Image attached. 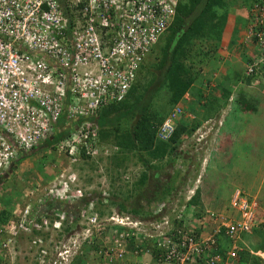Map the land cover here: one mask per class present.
Returning <instances> with one entry per match:
<instances>
[{
  "label": "built area",
  "instance_id": "built-area-1",
  "mask_svg": "<svg viewBox=\"0 0 264 264\" xmlns=\"http://www.w3.org/2000/svg\"><path fill=\"white\" fill-rule=\"evenodd\" d=\"M63 1L70 13L60 0H0V176L63 124L70 130L54 143L58 155L74 159L82 151L97 157L103 148L95 121L99 108L124 96L174 6V0ZM252 12L257 24L247 27L246 36L253 37L258 55L244 64L246 76L264 61V3ZM180 113L179 105L169 111L157 138L170 136ZM70 175L62 169L40 195L37 182L22 191L23 202H14L12 218L0 224V249L13 248L21 234L38 264H70L83 243L102 233L98 264H235L236 240L256 221V202L240 190L229 199L236 217L206 209L196 218V230L190 222L188 231L174 227L170 218L178 219L184 206L170 214L163 202L145 222L117 211L99 217L97 196L71 185ZM45 199L57 207L40 212ZM72 217L75 231L59 234ZM145 240L159 250L157 257Z\"/></svg>",
  "mask_w": 264,
  "mask_h": 264
},
{
  "label": "trees",
  "instance_id": "trees-1",
  "mask_svg": "<svg viewBox=\"0 0 264 264\" xmlns=\"http://www.w3.org/2000/svg\"><path fill=\"white\" fill-rule=\"evenodd\" d=\"M226 1L227 0H174L173 15L164 30L165 42L163 47L160 48V55L154 56V59L144 67V72H147L149 75L152 73V71H149V68H156L157 74L153 78L150 76V79H161L157 81L156 84L158 95L156 93L152 95V91H150L151 89L148 87L142 88L140 84V77L143 76L142 74L138 75V77L131 82L124 96L120 100L110 101L103 107L99 108L95 119L98 127V140L103 148H105V145L108 146L110 153L107 155V158L111 160L114 167H119L121 165V161L116 162L117 156H119L120 159L125 160L128 153L137 156V159L141 164L149 169H159L162 165V159L164 156L170 153L174 156L178 155L176 149L180 144V136L182 134H190L197 125H186L178 120L170 136L165 140L157 138L156 132L158 126L166 117L169 109L182 98L183 94L194 81L199 72L195 68L196 63L198 64L204 57H208L209 53L214 52L218 45L226 13ZM261 3H264V0H244V4L250 11L248 26L250 25L252 27L257 24L254 18V13L252 12V7ZM65 4V2H63V4L61 3L65 10L69 12V7L65 6ZM79 5L80 3L77 4V6ZM249 39L255 47L252 48L253 52L251 56L247 58L245 63L251 61L253 56L256 57L258 55L257 46L254 44L253 37H249ZM154 60H156V63H152ZM263 72L264 61L259 62L256 66L254 65L251 75L246 76L243 73V76L253 77ZM160 91H162L161 94L159 93ZM156 95L158 98H156ZM250 105L251 109L253 106L251 103ZM239 106L243 107L241 104H239ZM61 135L62 133L56 132L51 138L46 139L43 144L47 148H51ZM228 146L229 143L224 144L226 150L228 149ZM35 148L37 147H34V149ZM106 149L107 148H105V150ZM102 150L103 149L99 150V154H102ZM79 154L80 155L77 157L79 159L78 161L89 162L90 156L85 155L82 151ZM95 158L97 159L91 158V160H101L99 159L100 157ZM19 160H17L14 165H17ZM79 166H81V164H79ZM109 178L114 184L115 181H113V177ZM146 179V171L142 170L136 179L133 189L142 185ZM119 188V186L117 187V185H115V187L112 189L110 188V190L105 193L104 203L107 206H116L117 212L120 214L126 211L133 217L136 215L144 216L150 213V210L143 209L142 204H131L129 208H126L121 201L117 202L116 196L122 193ZM133 189L130 191L124 190L125 193L122 195L124 198L123 200L130 198L133 194ZM169 190H171L169 185L163 186L157 193L159 196H153L146 199L147 205H149L148 203L155 198L154 202L159 203L160 200H163L165 196L169 195ZM207 193L208 191L205 183L203 184L201 180L200 184H196L190 198L187 199L184 204V208L179 214V218L173 220L170 218L172 225L174 227L184 228L185 231H188L187 226L189 225L186 223L191 222V220L187 219L182 214L189 210L188 206L191 203L196 204L199 202L200 195ZM97 201L100 200L97 199ZM111 211H101L100 214L110 215ZM10 214L11 213L6 209L0 211V224L8 221L12 216ZM195 214V210H191V217ZM189 224L191 230H196L195 224ZM252 229L253 227L250 231ZM244 234L246 233H241L236 240L238 247L240 238L242 239V235ZM95 238L93 239V244L90 243L88 245L89 248H93L90 257L92 256L95 257V260H100V255L96 251L100 250L103 242H100ZM27 239V236H25V239H23V236L18 239L16 245L23 241L20 248L21 254L18 259H20V257L25 259L26 264H38L37 257L34 258V256L27 255ZM134 243H136V239L129 241L128 245L133 246ZM144 243L146 244V248L150 252L152 258L159 255V250L154 247L152 242L145 240ZM4 255L6 256V253H4ZM237 256L235 264H244L245 260L242 261L243 255L239 253V251ZM252 262L254 264H264V258L258 257L257 255V257H252L251 264ZM3 263L5 264L2 259V251H0V264ZM93 263L90 261L89 257H87V254H78L72 262V264ZM246 264H250V261Z\"/></svg>",
  "mask_w": 264,
  "mask_h": 264
},
{
  "label": "crops",
  "instance_id": "crops-1",
  "mask_svg": "<svg viewBox=\"0 0 264 264\" xmlns=\"http://www.w3.org/2000/svg\"><path fill=\"white\" fill-rule=\"evenodd\" d=\"M226 5V13L218 45L214 52H210L208 57L203 58L205 61V72L202 70L197 71L198 74L185 92L187 97L183 100L184 114L179 118L180 122L186 125L199 124V130L201 131L204 128L203 124L209 123L212 127L210 135L211 137L214 136L204 146L205 148L202 152L195 153V151L188 150L185 155H182L183 157L185 156L186 160H192L191 163H195L200 156L202 157V163L198 164L201 166V171L199 170L198 173L202 176H199L201 179L196 181L197 184H200L201 180L204 184L202 178L206 171L212 173V176L205 181L208 193L200 195L199 202L196 204H190L196 210V214L193 217H186L191 220L190 223L192 224L197 223L196 218L200 217V212L203 209L236 217L234 210L229 207V199L232 193L235 190H240L249 200L255 197L260 198L259 190L263 185L261 182L264 180V167H262L259 170L260 175L255 182L238 183L236 185V179L232 175L233 178L228 181L227 190L224 191L221 187L222 182L226 181L224 177H230L227 175L229 174L228 171L233 167L231 160L246 158L255 149L260 147V151L261 147L264 148V141L263 144L261 143L262 139L256 141V138H252V134H256V132L245 129V127L253 128L259 125L258 120H256L258 112H262L264 115V110H261L264 108V72L253 77L243 76L244 63L251 56L252 48L255 47L246 36L250 11L244 4V0H233V2L227 0ZM197 79L200 81L196 82ZM250 103L253 106L251 109ZM239 104L243 105L244 108L240 107ZM248 115H252V117L248 119ZM234 118L238 119L239 122L238 120L235 122ZM240 119L244 121L241 126ZM262 121L264 120L259 119V122L264 126ZM209 128L210 126L205 127V129ZM69 129L67 128L66 130L68 131ZM244 138H247L246 142L249 146L247 148L238 147L236 145L237 142ZM186 141L188 145L190 138L186 139ZM186 141L184 140V142ZM184 142L182 148L186 147ZM226 143H229L227 150L224 148ZM196 145H199V143H196ZM45 148L46 146L41 142L37 148L23 155V159L33 157V153L39 149L45 150ZM198 149L202 148L199 147ZM259 151L256 153L258 159L260 158ZM224 162L227 163L223 165ZM229 164L231 165L229 166ZM188 168L192 170L194 167ZM6 172H10V170ZM47 174L48 179H52L56 175H52V172ZM2 183H6L5 178L3 180L0 179V185ZM233 184L234 186L229 188V185ZM195 186L193 185L192 188ZM170 188L174 189L176 186L172 184ZM2 198L3 196L0 195L2 207L10 210L13 202L4 203ZM43 201V204L40 203L38 205L40 212L46 213L51 205L57 207L56 203L50 199ZM148 217H150V214ZM204 231L208 232L209 226ZM251 231L242 235V239L240 238L238 244L240 247L239 253L243 255L242 261L245 260L244 264L251 262L252 257H257V255L264 258V218L257 221ZM221 241L223 243L222 239ZM142 257L148 259L147 255L142 254Z\"/></svg>",
  "mask_w": 264,
  "mask_h": 264
},
{
  "label": "rangeland",
  "instance_id": "rangeland-1",
  "mask_svg": "<svg viewBox=\"0 0 264 264\" xmlns=\"http://www.w3.org/2000/svg\"><path fill=\"white\" fill-rule=\"evenodd\" d=\"M231 1L233 2V0ZM63 2L65 1L62 0L61 3L63 4ZM164 42H165V36H160L157 43L154 45L153 52L150 55H147L148 58V60L146 59L147 63L151 62L154 59L153 58L154 56L160 55V48L163 47ZM155 61L156 60H154L152 63H156ZM147 63L143 67H145ZM204 63H205L204 59L202 61H199L198 64L196 63L195 68L196 69L198 68L197 69L198 71L202 70L203 72H205ZM143 67L140 69L138 73V75L143 74V76L140 77L141 79L140 84L142 88L148 87L151 89L150 91H152V95L155 93L158 95V92L156 90V84L157 81L161 79L159 80L150 79V76L151 78H153L157 74L156 68L150 67L149 71H152V73L151 75H149L147 72H144L145 69ZM199 81L200 80L198 79L196 80V82ZM159 93L161 94L162 91H160ZM157 95L156 98H158ZM261 110H264V108H262ZM248 116H249L248 119L252 117V115H248ZM259 119L264 120V115L262 114V112H258L256 115V120H258L259 125L253 128L245 127V129H248L249 131L251 130L255 131L256 134L255 133L252 134V138H256V141L262 139L261 143L263 144L264 126L261 124V122H259ZM233 120L236 122L238 119L234 118ZM243 122L244 121L240 119V126L243 125ZM262 122L264 124V121ZM60 127L61 129L69 128L67 124H63ZM208 130L209 129H204L203 132L202 131L199 132L198 139H201L199 142L193 143L190 140L188 141V145H187V141H186L184 142L186 145L185 148H182L183 146L179 145L178 149H176L178 155L174 156L172 153H170L164 156V158L162 159V165L159 167V169L146 168L137 159V156L130 153H128V156L125 160H122L119 158V156H117L116 162L121 161V165L119 167L117 166L114 167L111 160L107 158V155L110 153V150L106 145H105V148H107L106 152H102L101 157L99 156L100 157L99 159L101 160L97 161L96 164L93 163L95 161L91 160V158H90L91 161L89 160V162L88 161L82 162L81 160L78 161L79 159L77 157H75L74 159L73 158L70 159L66 155H57L54 146L51 148H45V150L39 149L37 152L33 153V157H26L24 159L21 158L20 161L18 162L17 167L13 166L10 169V172H5V174L0 176V179L2 180L3 178L6 179V183L5 184L2 183L0 185V195L3 196L2 200L4 201V203L5 202L8 203L11 201L13 203L14 202L21 203L24 200L21 196L22 191H24V189L28 187V185L31 186L34 184V182H37L38 190L35 193H39L37 195H40V193L44 191V189L41 187L42 186L46 187L50 182L49 179L47 178L48 176L47 173L52 172V175H55L61 169L65 168L69 171V173H71L70 179L72 183H76L78 181V185L81 186L83 189H90V190L95 189L98 192L100 191L98 195H96L97 192L95 191L92 192L95 196H98L97 198H99L100 201H102V196L106 195L105 193H107V191L110 190V188L112 189L113 187H115V185H117V187L119 186L120 187L119 189L122 193L116 196V199L117 202L121 201L126 208H129L131 204H138V205L142 204L143 209H147V210L149 209L151 210L152 208L154 209V206L157 204L156 202H154L156 198L151 202H149L148 203L149 205H147L146 199L153 196H159V194L157 193L163 186H167V185L171 186L173 184L176 186V188L174 189L172 188L171 190H169L170 191L169 195L165 196L163 200H160L161 203L162 202L164 203V207L166 206L165 207L166 211L172 214L171 213L172 209H174V211H177V209L183 208L186 198L190 195V191L192 190L193 185H196L197 184L196 181L198 179H201V177L199 178L201 174L198 173L201 166L198 164L202 163L203 161V159H201L202 157L200 156L195 161L196 163L195 164L194 162L191 163L192 160L191 161L186 160V158H184L185 156L183 157L182 155H185V153L188 150L195 151V153L202 152L205 148L204 146L207 145L208 142H210L211 138L213 139L214 137V136L211 137L210 135V132L212 130L210 131ZM246 139L247 138L240 140L239 142H237L236 145L238 147L247 148L249 144L246 142ZM196 143H199V145H196ZM195 147L198 148L200 147L202 149H198ZM259 148L255 149L252 153L248 154L246 158L244 157L243 159H239V160L235 158V160L230 161L231 163L233 162V167L231 169L233 170V172H231V170L228 171L229 174L227 176L230 177L228 178L224 177L226 181L222 182V180L220 179L222 182L221 187L224 189V191L227 190L228 181L233 178L232 175H234L236 179L237 182L236 185L238 183L245 184L246 182L256 181L257 177H259L260 175L259 170L262 167H264V148L261 147L260 151ZM258 151L260 152L259 159H258V155L256 154ZM104 154L106 156H104ZM226 163L227 162H224L223 165ZM79 164H81V166H79ZM230 165L231 164H229V166ZM188 167H194V168H192V170H189ZM142 170L146 171L147 179L142 185L138 186V188L135 187V189H133L134 188L133 186H135L134 184L136 183V179L138 178ZM211 176L212 173L206 171L202 178L204 183ZM109 177H113V181H115L114 184L110 181ZM261 183H263L261 189L259 190L261 197L260 198L255 197L254 199H252L256 202V208H255L256 222L259 221L261 218H264V180ZM232 186H234V184L229 185V188ZM132 189H133V194L130 196V198L123 200L124 198L122 197V195H124L125 191L126 190L130 191ZM28 201L31 202V205L35 204V200H32V198H29ZM100 201L99 202L97 201V204L95 206L99 209H102L103 212L107 210L111 211V208H112L111 212L116 211L117 208H115V206L113 207L107 206L105 203H100ZM4 209L5 208H3L2 204L0 203V211ZM188 209L189 210L186 213L182 214L183 216L191 217V210H193V206L189 205ZM9 211L10 210H8V212ZM103 215L106 216L107 214H103ZM19 237H21V234L17 237L15 241V246L13 248L6 249L4 251L0 249V251H2V259L5 262V264H26L25 259H22L21 257L20 259H18L19 255L21 254L20 253L21 244L23 243V241H21L18 245H16ZM85 247L87 249L88 246L86 245ZM3 252L6 253V256L4 255ZM11 252L14 253L11 254ZM28 254L29 253L27 252V255ZM30 255L31 254H29L28 256ZM89 259L91 260L92 263L93 262L95 263V259L93 257H90ZM252 264L254 263L252 262Z\"/></svg>",
  "mask_w": 264,
  "mask_h": 264
},
{
  "label": "clouds",
  "instance_id": "clouds-1",
  "mask_svg": "<svg viewBox=\"0 0 264 264\" xmlns=\"http://www.w3.org/2000/svg\"><path fill=\"white\" fill-rule=\"evenodd\" d=\"M61 1L62 0H60V4H61ZM62 6V5H61ZM167 27V26H166ZM165 27V28H166ZM165 30V29H164ZM164 30H163V32L158 36V38H157V40L155 41V43L150 47V49H149V51L147 52V54L143 57V60H142V62H141V64L139 65V68H138V70H137V72H136V76H135V78H137L138 77V73H139V71H140V69L147 63V60H148V58H147V55H150L152 52H153V48H154V45L157 43V41H158V39H159V37L160 36H165V34H164ZM147 59V60H146ZM145 62V63H144ZM148 64V63H147ZM144 68V67H143ZM135 80V79H134ZM186 97H187V94L186 93H184L183 94V96H182V98L179 100V101H177L170 109H169V111L174 107V106H176V105H179L180 106V108H181V113H180V115L178 116V118H177V121L179 120V118H180V116H182L183 114H184V111H183V100H185L186 99ZM169 111L167 112V114L169 113ZM166 114V115H167ZM177 121H176V123H177ZM175 123V124H176ZM197 125V124H196ZM204 125V128L202 129V132L204 131V129H205V127H209L210 126V128H209V130L208 131H210V130H212V127H211V125L209 124V123H204L203 124ZM60 126H62V125H60ZM58 127V131H56V132H58V133H62V135H61V137L67 132V128H62L61 129V127ZM199 124L194 128V130L190 133V134H186L185 136H184V134H182L181 136H180V144L179 145H181L182 146V144H183V142H184V140L186 141V139H188V138H190V140L193 142H199L201 139H198V136H199V132L201 131V130H199ZM60 128V129H59ZM199 130V131H198ZM184 136V137H183ZM194 136V137H193ZM60 137V138H61ZM192 137H193V140H192ZM195 137H197L196 139H195ZM59 138V139H60ZM59 139H57V140H59ZM193 142V143H194ZM43 143V142H42ZM47 148V147H46ZM102 149H105V148H102ZM177 149H178V147H177ZM103 152V151H102ZM58 155V154H57ZM101 155L102 154H99L97 157H101ZM104 156H106L105 154H104ZM93 159H97V158H93ZM95 161V163H97V161L96 160H94ZM13 166H16V165H12L11 166V168L13 167ZM10 168V169H11ZM62 170V169H61ZM60 170V171H61ZM59 171V172H60ZM59 172H57V174L55 175V176H57L58 175V173ZM55 176H53V178L52 179H49V181H51V180H53L54 179V177ZM78 180V179H77ZM72 184H75V186H79L78 185V181L76 182V183H72V181H71V185ZM80 188H82L81 186H79ZM193 189L194 188H192V190L190 191V195L186 198V201H187V199H189L190 198V196H191V194H192V192H193ZM86 190H90V189H86ZM97 192V194L96 195H98L99 194V192L98 191H96L95 189H91L90 190V192H91V194L93 195V196H95L92 192ZM98 197V196H97ZM102 198H105V195L104 196H102ZM99 199V198H98ZM186 201H185V203H186ZM99 202V201H98ZM100 203H104L103 201H100ZM115 208H117L116 206H115ZM150 210V209H149ZM204 210H206V209H203V210H201V212H200V214L204 211ZM96 211L98 212V214H99V217H101V216H104L103 214L101 215L100 214V212L102 211V209H99V208H97L96 209ZM116 211H117V209H116ZM196 211V210H195ZM10 212V211H9ZM125 213H128V212H126V211H124ZM150 214V213H149ZM148 214V215H149ZM148 215H144V216H138V215H136V216H134V218H137V219H139V220H142L143 222H145L146 220H148L149 218H148ZM77 219H76V217H72V219L71 218H67L66 220H64V222H63V224H62V226H61V228H60V230L58 231L59 232V234H61V235H70L73 231H75V229L77 228L76 227V224H77ZM144 225H146V224H144ZM96 237V238H95ZM97 239L98 241H100V242H103V244H104V239H103V236H102V233L101 234H99V235H94L93 237H92V241L90 242V243H92L93 244V239ZM90 243H83V245H82V247H81V249L79 248V252L78 253H75V255L72 257V261H71V263L70 264H72V262L75 260V256H77L78 254H87V257H89L90 258V253H91V250L93 249V248H89V244ZM88 246L87 247V249H86V247L85 246ZM85 249V250H84ZM2 251H4V250H2ZM78 251V250H77ZM92 257V256H91ZM94 259H95V257H93ZM263 258V257H262ZM91 261V260H90ZM96 262L95 263H93V264H98V261L99 260H95Z\"/></svg>",
  "mask_w": 264,
  "mask_h": 264
}]
</instances>
